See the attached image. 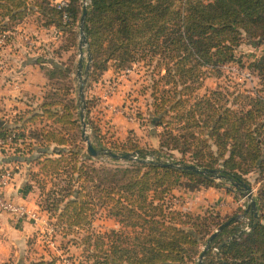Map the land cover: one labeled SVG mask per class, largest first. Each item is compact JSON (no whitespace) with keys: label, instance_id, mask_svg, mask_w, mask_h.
<instances>
[{"label":"trees","instance_id":"trees-1","mask_svg":"<svg viewBox=\"0 0 264 264\" xmlns=\"http://www.w3.org/2000/svg\"><path fill=\"white\" fill-rule=\"evenodd\" d=\"M64 1L58 9L47 0H0V36L29 15L65 35L52 59L33 61L47 80L42 99H28L27 110L0 120L2 134L16 132L13 144L0 152V166L15 173L20 164L36 168L29 170L27 189L35 187L38 211L55 236L81 250L80 264H197L209 237L238 211L224 217L210 209L194 214L173 208L174 191L220 187L210 177L163 161L173 152L188 156L192 165L226 177L237 194L233 183L255 189L257 218L248 219L249 231H242L243 222L231 221L211 241L201 264H264V51L247 66L238 56L244 43L264 44V0H90L86 90L109 69L123 72L142 64L151 70L146 86L151 103L146 116L134 118L161 129L157 149L140 146L132 132L118 143L104 137L99 121L90 117L97 100L85 101L93 146L134 153L137 160L125 164L85 152L72 55L82 5ZM228 64L247 69L256 87L249 92L217 87L195 98L206 79L223 77ZM97 216L113 220L118 229L95 230Z\"/></svg>","mask_w":264,"mask_h":264},{"label":"crops","instance_id":"crops-1","mask_svg":"<svg viewBox=\"0 0 264 264\" xmlns=\"http://www.w3.org/2000/svg\"><path fill=\"white\" fill-rule=\"evenodd\" d=\"M49 1H51L52 4L62 0ZM7 33L8 40L4 43L3 48H0V120L4 117L11 118L14 114L27 110L28 107L26 101L28 99H31V101L33 100L34 103H38L42 99L44 92L47 90V80L44 77L40 66L33 64V61L36 59V57L42 56L43 59H52L53 55L50 53L57 48L63 37H65L63 33L59 32L53 27L41 26L36 21V16L33 15L26 16L20 22L10 27ZM76 50L77 45L75 51ZM72 53L73 52L70 51L66 54H62V60L67 58ZM131 73L129 72L127 75ZM108 74L112 75V80L115 79L116 76L117 79H119V81L116 79L114 80L117 81V83H115L117 84V89H115L116 93L112 95L107 94L110 88V85L107 86V83H109L111 80L109 79ZM120 75L128 79L126 73L109 69L103 74L99 82L92 84V86L87 90L85 89V101L88 97L98 100L97 105L91 109L90 117L94 120H98L100 126L104 125L106 127L107 125L108 127H118V123L124 124L123 126L127 128L124 130V135L119 140H117L118 142H122L127 137L129 132H132L137 137L140 146L157 149L159 141L156 135L161 132V129H155L153 126L145 128L146 136L150 140L149 145L144 141L142 142V138L145 137V135H141L144 128L138 124L140 122H136L137 124H134L133 121L129 123L123 118H120L121 115H116L117 113H114L117 106H120V104L123 105V98H121V81H123V78H120ZM73 81L75 86V75H73ZM127 83L130 82L128 81ZM96 86H100L101 90L103 91V94L100 96L101 99L95 95L94 90ZM98 115L99 117H97ZM35 127H38V125H35ZM138 131L141 133H137ZM112 140L116 141V139ZM18 168L19 171L15 174L12 187L13 189L11 188L9 193L12 195V190H14L13 195L15 194L19 204L25 205L29 210L37 211L41 220H47L46 215L38 211L36 205L38 194L35 190V187L32 185L33 189H27V184H29V170L36 171V168H28L27 166L21 164L18 166ZM249 180L252 181V178H249ZM250 188L253 191L254 197V188L252 186H250ZM206 191H208V189L192 193L174 191L172 199L173 208L181 212L189 211V209H186V206L189 205V201L192 200V196L189 194H194L197 195V197H200L201 192ZM177 193L178 195L182 196L178 198L176 195ZM232 194L233 193L228 194L226 191L225 193H222V195H212L210 193L206 194L205 198L210 203H215L216 207L215 209L206 207L204 210H213L220 216L224 217L234 215V213L237 211V207L234 205ZM247 205L248 202L245 201L243 204V211ZM181 207H185V210H180ZM243 211H238V215L243 213ZM250 217L251 216L247 215L240 221L244 223ZM102 221V225H107L108 222H112L113 228L111 229H118V226L113 220L102 219ZM44 232L45 230L42 226L37 227L28 220L20 223H14L6 213L0 212V264H30L31 262H37L40 260L44 262L51 261L49 259L50 257H47V255H45L42 250L43 247H45L44 245H48L42 240V235ZM54 238L55 234L53 235V239ZM48 247L54 253H58L59 249L55 247L54 242L53 247ZM56 259L57 260L54 264H64L62 261H59L58 258ZM73 261L76 263L75 260Z\"/></svg>","mask_w":264,"mask_h":264},{"label":"rangeland","instance_id":"rangeland-1","mask_svg":"<svg viewBox=\"0 0 264 264\" xmlns=\"http://www.w3.org/2000/svg\"><path fill=\"white\" fill-rule=\"evenodd\" d=\"M81 1H83V0H81ZM87 3L89 5L90 0H87ZM78 21H79V19H78ZM77 27H78V23H77ZM7 35H8V33L2 34L0 36V39L2 36H5L6 38L4 41L6 42L8 40ZM77 40H78V38H77ZM4 43H0V48L1 47L3 48ZM263 51H264V44L257 47V48H254V47L249 46L247 43H244L240 47V49L238 50V56L241 57L242 63H244V65L247 66L248 63H250L254 59L260 57ZM76 52H77V50L75 51V54H72V55H74V58H75V65H76V61L78 58V53H76ZM83 52H85V51H83ZM65 59L66 58H64V60ZM85 63H86V60L84 58V64L83 65H85ZM74 69H75V67H74ZM150 71L151 70H149L147 67H144L142 64H135L129 70V72L130 73L132 72V73L129 75L126 74L128 76V79L124 76H121V75L119 76L120 78H123V81H121V93H122L121 98H123V100H122L123 105L120 104V106H117L115 108L116 111H114V113H117L116 115H118V114L121 115L120 118H123L124 120H126L129 123L132 121L134 122V124L138 123V120H136L134 118L136 116V113L146 116V113H147L148 108H149V104L151 103L150 97H149L150 91L146 90V86L148 85L149 79H150ZM108 75H109L108 76L109 79H111V80L109 81V83H107V86L110 85V87H112L113 84H115V83H117V81H119V79H117V76H116L115 79L117 81H114L115 79L112 80V75L111 74H108ZM128 81L130 83H127ZM115 85H116V88L115 87L114 88L117 89V84H115ZM217 87L228 89L230 92H232L234 89H237V88H239L241 91L249 92V91H251L252 88L254 89V87H256V79L249 76V72L247 69H241L238 67L237 64H228V65H225L223 67V77L219 80H217V79H213V80L212 79H206L204 81V84L201 87V89H199L197 91L195 98L201 97L202 95H204L207 92V90L208 91L215 90ZM114 88H113V90H114ZM75 89H76V82H75ZM105 89H106V87H105ZM119 91H120V89H119ZM94 92H95V95L98 96L99 99H101L100 96L103 94V91L101 90L100 86H96ZM114 93H116V91L114 90L111 93L110 89L107 92V94H109V95H112ZM76 97H77V94H76ZM84 98H85V96H84ZM87 99H90V97H88ZM119 111L121 112V114ZM98 114H100V113H98ZM97 117H99V115ZM138 124L144 128L143 133H141L139 131L137 132V133H141V135H145V137L142 138V142L144 141L150 145V142H149L150 140L147 138L146 133H145L146 127L144 125L142 126L141 123H138ZM117 125H118V127H115V126H109L108 127L107 125L105 127L104 125L103 126L101 125V134L108 139L109 138H111V140L116 139L115 142L118 143L117 140H119L124 135V130L127 127H124L123 126L124 124H120V123H118ZM86 133H87V136L91 140V131L88 127L86 129ZM170 155H171V157L166 156L164 159L162 158L163 161H166L168 163H180L182 161V159H185L186 161H184V164L192 165L189 162L188 156H185L184 158H182V156L180 154H178L177 152H173ZM104 158L108 159L106 157H104ZM119 163L125 164V162H119ZM211 180L216 185L220 186L219 189H217V190L212 189V188L208 189V191H206V192H201L200 197H197V195H194V194H189L192 196V200L189 201V203H188L189 205L186 206V209H189L190 213H194V214L203 213V210L206 207H210V208L215 209L216 204L213 202L210 203L205 198V195L209 194V193L212 195L213 194L222 195V193H225L226 189H229L233 192L232 197L234 199V205H236V207H237L236 208L237 211L241 210V212H242L243 211V204H244L245 200L242 197L241 193L237 194L235 192V190L230 187V184L224 180H217L215 178H212ZM47 186L49 188L50 184H48ZM204 190H206V189L201 188V190H198V191H204ZM254 191H255V189H254ZM176 195L178 196V198L182 196V195H178V193ZM180 210H185V207H181ZM44 223H45L46 227H47V225L49 226L48 220H45ZM101 223L103 224L102 218H100V216H97L94 223H93L94 229L99 231V232H102L104 230H109V229L113 228L112 222H108L107 225H102ZM48 239L51 241L50 236H47V235L45 236V234L42 235L43 241H46ZM52 241L55 243V247L60 250V251L58 250V253L57 252L54 253L48 247L49 245H44L46 248L43 247V249H42L43 253L45 255H47V257H50L49 258L50 260H52L53 257H55V260H56V258H58V259L60 258L59 261H62V259L67 258L69 261L75 260L76 261L75 264H80V263H83L85 261L84 258L82 257L81 250H79L76 247H74L73 245H71V243L68 242L67 237H64V236H61L58 234L55 236L54 239L52 237Z\"/></svg>","mask_w":264,"mask_h":264},{"label":"water","instance_id":"water-1","mask_svg":"<svg viewBox=\"0 0 264 264\" xmlns=\"http://www.w3.org/2000/svg\"><path fill=\"white\" fill-rule=\"evenodd\" d=\"M81 15L78 22V43H77V52H78V60L75 67V81H76V91H77V103L79 104V123L81 126V138L85 144V152L87 155L94 159H102L104 157L117 161V162H130V161H136L137 157L134 153H125V154H115L111 152L108 149H104L102 147L96 149L90 138L87 136L86 129L87 125L85 123L84 118V111H85V98L84 93L85 89L87 87V84L89 82L90 72H91V55L89 52V46L88 41L85 36L84 32V25H85V17H86V11H87V5L84 3L85 1H81ZM85 51V52H83ZM84 58L86 60L85 65L84 64ZM169 168H175L179 171H188L198 176L203 177H210L215 178L217 180H226V177L220 175L217 173L216 170H209V169H200L194 165H187V164H178V163H169L165 165ZM235 189H238L244 198L245 201L248 202L247 207L241 213L235 218H232L230 221L225 222L221 226H219L216 231L209 237L206 245L204 246L201 254L199 255V258L197 260V264H201L202 259L207 252L209 245L211 241L217 236L218 233L222 231L223 228L227 227L231 221H240L244 219L247 215L252 216L254 218H257V208L255 201L253 199V191L245 183H233L232 184Z\"/></svg>","mask_w":264,"mask_h":264},{"label":"built area","instance_id":"built-area-1","mask_svg":"<svg viewBox=\"0 0 264 264\" xmlns=\"http://www.w3.org/2000/svg\"><path fill=\"white\" fill-rule=\"evenodd\" d=\"M47 1L51 4V1L49 0ZM84 1H85L84 3L88 6L87 0ZM51 5L60 9L66 6V2L62 0L57 3H52ZM63 21H67V16L65 14L63 15ZM5 38H6L5 36H2L0 39V43H4ZM123 73L128 74L129 70L124 71ZM114 87L116 88L115 84L109 88L111 93L115 90ZM15 138H16V132H6L2 134L0 131V152L8 149L13 144ZM15 174H16L15 170L9 169L8 167L0 166V212L6 213L14 223H20L28 220L31 221L33 225L37 227L40 226L44 227L45 236L47 235L50 236L51 238V241L48 239L45 242L50 247H53L52 237L54 235V232L52 228H50L48 225L46 227L44 221L41 220L39 213L37 211L29 210L25 205L19 204L17 202V197L15 196V194L13 195L14 190H12V195L11 193H9V190L13 187ZM242 231L243 232L249 231L248 220L244 222ZM213 251L216 252V249H214ZM62 262L64 264H75L73 260L69 261L67 258L62 259Z\"/></svg>","mask_w":264,"mask_h":264}]
</instances>
